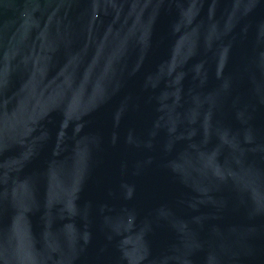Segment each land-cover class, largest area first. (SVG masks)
Segmentation results:
<instances>
[{"label":"water","instance_id":"water-1","mask_svg":"<svg viewBox=\"0 0 264 264\" xmlns=\"http://www.w3.org/2000/svg\"><path fill=\"white\" fill-rule=\"evenodd\" d=\"M0 264H264V0H0Z\"/></svg>","mask_w":264,"mask_h":264}]
</instances>
